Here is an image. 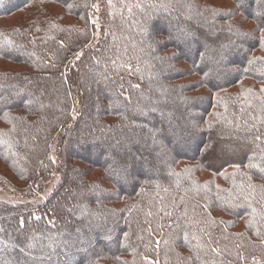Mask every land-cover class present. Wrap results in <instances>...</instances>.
<instances>
[{
	"label": "trees",
	"instance_id": "trees-1",
	"mask_svg": "<svg viewBox=\"0 0 264 264\" xmlns=\"http://www.w3.org/2000/svg\"><path fill=\"white\" fill-rule=\"evenodd\" d=\"M229 1L102 0L94 34V0H0L26 67H0V160L29 195L0 199V264H264V0Z\"/></svg>",
	"mask_w": 264,
	"mask_h": 264
},
{
	"label": "rangeland",
	"instance_id": "rangeland-1",
	"mask_svg": "<svg viewBox=\"0 0 264 264\" xmlns=\"http://www.w3.org/2000/svg\"><path fill=\"white\" fill-rule=\"evenodd\" d=\"M213 4L219 5L221 7H230L231 2L229 0H207ZM102 6L103 2L102 0H94L93 5H92V13L90 15V19L94 22L96 28L94 30V34L98 33L97 26L99 28L100 22L102 21ZM59 8H54L53 10L58 11ZM11 17V18H10ZM9 18L6 19L7 23H10L13 20V17L15 16H10ZM241 25L243 27H251L253 24L248 20L244 19L241 22ZM263 32H259V36H263ZM2 65V66H1ZM14 64L8 63V62H1L0 67L3 70H19V69H24L26 68L24 65H16L12 66ZM209 172H205L204 175H206L208 178H211L214 182L216 183H221L222 181V175H211L208 174ZM13 179H15L14 174L10 171V169L6 166L5 163H3L0 160V199L4 200H25L29 195L25 194V189L20 188L21 185L16 183ZM53 182L52 180H49L45 186V188L42 189V191H39L36 187L31 186V191L33 192L32 196L35 198L39 199L44 196V193L49 190ZM246 219L247 217L243 218H238V220L235 221L234 223V228H244L246 224Z\"/></svg>",
	"mask_w": 264,
	"mask_h": 264
},
{
	"label": "snow or ice",
	"instance_id": "snow-or-ice-1",
	"mask_svg": "<svg viewBox=\"0 0 264 264\" xmlns=\"http://www.w3.org/2000/svg\"><path fill=\"white\" fill-rule=\"evenodd\" d=\"M261 13L258 12L257 16H260ZM261 32H264V27L260 28ZM240 35H248V33H242ZM193 38V34L189 33V32H181L177 37H175V39L177 40L178 44L183 43V44H187L190 40H192ZM166 39H173V37L171 36V34L169 33L168 37H166ZM262 42H264V37H262ZM157 43H160V41H157ZM208 51L209 48L207 45H205V51L204 52H200L199 55L201 57V60H205V59H209V60H213V62L219 63L221 60L224 59V52L221 51L219 54V58H213L211 56L208 55ZM180 50L178 49L177 52H174L171 56H166V57H160V59L162 60H171L177 57V55L179 54ZM207 75V74H206ZM264 90V89H262ZM137 111L139 112L140 115H146L147 112H155L157 111L156 108H149L147 110H145L144 108H138ZM193 130L195 129V125H191L190 126ZM149 131L152 134V138H153V144L159 143L160 141H158L157 139V134L163 132V129H149ZM168 135L171 136L174 140V143L178 146H188L192 136H193V132L189 131V125H185L182 128H171L168 131ZM256 139H260L259 136L256 137ZM197 150L200 151L204 157H207L209 155H215L217 153V146L215 144L212 143H208L203 145V147H201L200 145H197ZM228 149L226 148H221L220 152L221 154H223L224 152H226ZM247 167L251 168V169H258V174L260 179L264 180V167L262 166H258L256 164H252L249 163L247 165ZM127 169L126 167L124 169H115L113 170V172H110L109 175H113V173L115 174V176L117 178H121L122 172H126ZM126 179V177H123ZM93 188H95V186H93ZM37 219H39V217H37ZM21 226H23V221H21ZM6 247L8 245H5ZM14 247V245H12ZM29 247H31V245H29ZM21 251L23 252V249H21Z\"/></svg>",
	"mask_w": 264,
	"mask_h": 264
}]
</instances>
